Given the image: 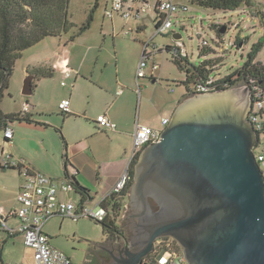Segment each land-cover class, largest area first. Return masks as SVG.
I'll list each match as a JSON object with an SVG mask.
<instances>
[{
	"label": "water",
	"instance_id": "water-1",
	"mask_svg": "<svg viewBox=\"0 0 264 264\" xmlns=\"http://www.w3.org/2000/svg\"><path fill=\"white\" fill-rule=\"evenodd\" d=\"M32 80L28 74L24 96ZM249 92L241 86L184 97L159 140L142 147L124 205L130 240L114 257L94 243L109 251L111 264H142L166 236L187 264H264V177L253 153Z\"/></svg>",
	"mask_w": 264,
	"mask_h": 264
},
{
	"label": "rangeland",
	"instance_id": "rangeland-1",
	"mask_svg": "<svg viewBox=\"0 0 264 264\" xmlns=\"http://www.w3.org/2000/svg\"><path fill=\"white\" fill-rule=\"evenodd\" d=\"M155 1L149 0L150 4ZM174 1L187 9L173 12V24L168 32L155 35L156 13L153 9L142 13L139 18L130 17L125 20L117 14L112 17L105 14V9H111L112 0H98L97 5L95 0H69L70 20L81 25L91 11L93 18L90 28L72 42L69 38L73 30L60 36L45 37L25 49L15 60L7 87L2 90L1 111L4 114L21 112L24 110L25 101L35 104L37 110L45 109V99L49 97L51 90L53 93L63 94L61 97L64 96L70 101L72 82L65 79V84L61 85L63 78L60 81L59 75H55L54 80L48 79L46 85L35 82L36 87L31 95L24 96L21 92L27 76L26 68L47 64L46 58L54 59L56 46L64 44L65 48H71L72 61L83 62L85 71L92 70L96 78L104 80L107 93L115 95L116 91L121 90L126 94L132 88L133 106L136 105L139 122L143 121L161 130L164 127L160 122L161 117L169 116L168 111L178 100L182 101V95L186 93L185 86L181 83L185 74L171 60V54L165 51L166 45H174L178 41L180 50L187 55L192 65L209 59L218 61L211 75L224 77L243 65L255 42L264 41V0H250V5L242 4L235 10L227 11L205 8L191 0ZM138 24H144V29L136 32L135 27ZM218 27H224L223 32L219 29L220 36L217 35ZM125 30L131 31L124 34ZM173 33H180L181 37L175 40ZM203 40L207 45L200 51L199 46ZM146 42H150L149 50L155 45V53L149 59V62L154 61L159 65L154 82L149 74L145 78L136 77L143 44ZM256 59L264 60V43ZM241 86H244L243 82H238L232 88ZM95 102H90L89 106L95 105ZM47 111H50L44 115L48 118L47 121L57 123V119L61 120L58 110L53 108ZM10 125L16 133L20 131L19 122L14 121ZM49 130V135L56 138L60 136L56 135L53 128ZM2 138L3 132L0 129V145L4 144ZM16 173L13 169L0 170L1 205H6L7 201L14 203L16 187L22 182ZM42 230L49 236L51 245L66 254L72 264H111L116 255L111 250L110 233L103 230V224L99 220L86 216L71 219L55 215L46 222ZM94 243L109 248L113 257L109 251ZM29 253L30 249L23 245L21 238L13 241L7 239L2 245V264L25 262Z\"/></svg>",
	"mask_w": 264,
	"mask_h": 264
},
{
	"label": "crops",
	"instance_id": "crops-1",
	"mask_svg": "<svg viewBox=\"0 0 264 264\" xmlns=\"http://www.w3.org/2000/svg\"><path fill=\"white\" fill-rule=\"evenodd\" d=\"M95 4H98V0H95ZM135 28L136 32L142 31L144 24H138ZM54 52V59L48 57L46 58L48 63L42 65L52 71V76L36 80L33 75L32 91L36 87L35 82L46 85V81L48 79L54 80L55 75H59L61 81L65 71L67 73L65 79L72 82V88L69 92L71 115H61L57 105L61 99H64V96L61 97L63 94L53 93L52 90L49 92V97L45 99V109L37 110L35 104L25 101L27 110L18 112L21 118L14 120L19 122L20 131L16 133L13 128L14 137L11 144L2 138L4 144L0 145V152L9 151L13 155L24 156L34 170L46 174L56 182L67 179V173L68 177H73L79 185L87 189L89 197L86 200L88 199V204L95 205L109 197L114 183L127 166L133 151V135L136 124L149 125L143 121L140 123L137 119L136 105L133 106L132 88H129V92L126 94L121 90L116 91L115 95L107 93V86L103 84L102 78H96L92 70L85 71L83 62L77 63V61L71 60V48H65L64 44L57 45ZM26 74H30L27 72V68ZM150 78L152 82L156 80L154 76ZM184 95L185 93L182 95L183 98ZM94 101L96 102L93 108V106H89V103L93 102L94 104ZM179 102L180 100L168 111L169 116ZM53 108L58 110V114L61 115V120L57 119V123L47 121L48 118L44 116L50 112L47 110ZM33 111L39 116H34ZM100 114H106L115 124V128H101L95 120ZM169 116L163 115L161 120ZM14 121L7 125L12 128L10 124H13ZM51 128L57 136L60 135L58 138L48 134L51 133L49 130ZM14 171L17 172V170ZM19 186L18 184L16 187V194ZM73 193L75 192L70 191L67 198L80 199L79 194L73 195ZM63 196L60 195V198ZM5 203L6 205L0 204V206L15 205L16 197L14 203L9 201ZM18 238L20 237L13 238L12 241ZM48 240L50 243L49 236ZM31 260L32 251L30 249L25 262Z\"/></svg>",
	"mask_w": 264,
	"mask_h": 264
},
{
	"label": "built area",
	"instance_id": "built-area-1",
	"mask_svg": "<svg viewBox=\"0 0 264 264\" xmlns=\"http://www.w3.org/2000/svg\"><path fill=\"white\" fill-rule=\"evenodd\" d=\"M149 9H153L157 15L155 22V35L166 34L172 26L171 15L173 12L187 7L181 6L174 0H156L150 4L149 0H112L111 9L105 10V14L112 16L117 13L120 17L128 20L130 17L139 18L140 15ZM130 30H125L128 34ZM207 42L203 40L199 47H206ZM150 42L143 44V52L137 66L136 77H153L158 69V63L149 62L151 56L155 53V45L149 50ZM171 56L177 54L186 55L180 50L178 41L174 45H169ZM61 84L67 73L63 72ZM221 77H210L205 84L197 83L194 85V91L209 92L212 85ZM249 89L250 109L247 119L251 122L256 131L258 140L253 148L255 160L264 177V90L258 86L244 84ZM173 91V89H170ZM24 111L27 105L24 104ZM61 112H70V101L67 98L61 99L58 103ZM97 124L102 128L114 129L115 124L106 114H100L96 117ZM169 118L161 120L162 125H166ZM3 138L8 144H11L14 137L13 128L8 125L1 129ZM160 138V130L136 124L133 135V151L131 158L122 172L119 179L114 183L112 192L121 191L131 180L129 165L133 156L139 152L143 146L150 142H156ZM255 149V152H254ZM0 168H12L17 170L22 182L16 194V204L10 207L0 206V245L4 240L19 236L24 246L32 251V260L30 262H14L12 264H72L69 257L62 251L54 248L48 240V236L42 230L43 224L52 216L60 215L71 219L80 217H90L95 220H102L106 209L101 202L95 205H88V199L67 198V194L73 189L70 179H64L60 182L54 181L46 174L34 170L27 162L24 156L13 155L10 152H0ZM64 195L66 197H61ZM142 264H187L179 244L171 237H161L155 240L153 250L143 258Z\"/></svg>",
	"mask_w": 264,
	"mask_h": 264
},
{
	"label": "trees",
	"instance_id": "trees-1",
	"mask_svg": "<svg viewBox=\"0 0 264 264\" xmlns=\"http://www.w3.org/2000/svg\"><path fill=\"white\" fill-rule=\"evenodd\" d=\"M199 6L218 10H235L242 4L250 5V0H191ZM69 0H0V102L2 100V90L7 87L9 75L15 60L21 56L25 49H28L48 36H60L73 30L69 40L72 41L78 35L90 28L92 22V12L90 11L81 25L70 20L68 13ZM157 20V15L154 18ZM217 28V35L220 36ZM264 41L255 42L243 65L233 72L219 78L214 82L209 91L232 88L238 82L258 86L264 90V60H257V53L263 46ZM169 45L165 46V51L169 52ZM203 50L200 47V51ZM201 53V52H200ZM171 60L177 68L184 72L185 77L181 83L185 86V97L191 96L201 91H194L197 83L205 84L212 77L211 71L218 61L204 60L198 65H192L187 59V55L177 54L171 56ZM27 72L37 79L51 77L52 71L43 66L27 68ZM216 77V76H213ZM59 109V108H58ZM62 116L71 115L70 112H61ZM19 113L4 114L0 109V129L14 120L20 119ZM29 120L28 118H25ZM60 132V131H59ZM138 152L133 156L129 169L131 180L119 192L110 193L109 197L102 200L101 205L106 209L105 216L99 220L103 224V230L111 234L117 229V221L120 217L124 205L127 201L129 186L133 180V166L138 157ZM21 156V155H20ZM28 162V161H27ZM12 169V168H7ZM15 170V169H13ZM73 185L72 191L80 195L83 200L89 197L87 189L79 185L73 178L68 177ZM151 204L155 202L151 200ZM119 230V229H118ZM19 236H12L13 239ZM7 241L4 240V242ZM3 242V243H4ZM0 245V264H2V245Z\"/></svg>",
	"mask_w": 264,
	"mask_h": 264
},
{
	"label": "flooded vegetation",
	"instance_id": "flooded-vegetation-1",
	"mask_svg": "<svg viewBox=\"0 0 264 264\" xmlns=\"http://www.w3.org/2000/svg\"><path fill=\"white\" fill-rule=\"evenodd\" d=\"M123 211H122L123 213H121V215H120V218L122 219V217H125V218H123V219H125V221L123 222V224H121L120 223L121 219L118 220L117 221V229L113 230L110 234V246H111V249L113 250V252L115 254H117L118 246L122 247V245L124 244L125 241L130 240L131 232L129 230V227L131 224V218L128 217V214H129L128 210H125V208H124ZM123 219H122V221H123Z\"/></svg>",
	"mask_w": 264,
	"mask_h": 264
},
{
	"label": "clouds",
	"instance_id": "clouds-1",
	"mask_svg": "<svg viewBox=\"0 0 264 264\" xmlns=\"http://www.w3.org/2000/svg\"><path fill=\"white\" fill-rule=\"evenodd\" d=\"M165 126V125H164Z\"/></svg>",
	"mask_w": 264,
	"mask_h": 264
}]
</instances>
